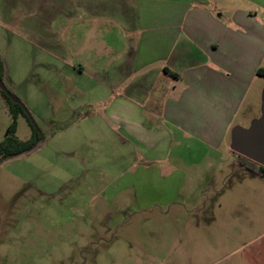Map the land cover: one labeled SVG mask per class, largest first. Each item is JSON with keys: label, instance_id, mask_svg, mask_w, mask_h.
I'll use <instances>...</instances> for the list:
<instances>
[{"label": "rangeland", "instance_id": "obj_1", "mask_svg": "<svg viewBox=\"0 0 264 264\" xmlns=\"http://www.w3.org/2000/svg\"><path fill=\"white\" fill-rule=\"evenodd\" d=\"M188 1H205L224 23L232 14L255 23L256 64L264 68V0ZM8 5L0 0L1 81L32 116L40 140L30 151L0 158V264H264V170L240 166L229 148L231 128L260 116L264 78L252 92L255 111L240 110L209 164L195 142L191 162L173 152L165 161L135 160L116 132H107L100 146L91 141L97 130L88 114L106 106L110 91L114 98L134 88L108 89L92 76L115 55L99 43L66 63L5 22L24 7ZM105 71L98 73L109 79ZM66 106L74 109L62 112ZM10 108L0 92V142L10 111L15 136L28 140L26 118Z\"/></svg>", "mask_w": 264, "mask_h": 264}, {"label": "crops", "instance_id": "obj_2", "mask_svg": "<svg viewBox=\"0 0 264 264\" xmlns=\"http://www.w3.org/2000/svg\"><path fill=\"white\" fill-rule=\"evenodd\" d=\"M5 1L11 10L24 4L5 22L23 28L31 44L66 63L76 52L95 51L99 43L115 55L99 63L92 76L108 89L134 88L114 98L110 91L106 106L88 114L96 122L91 141L98 146L107 132H116L135 160L165 161L173 152L191 162L189 148L195 142L206 150L200 160L209 164L240 110L255 111L252 92L263 67L256 64L255 23L246 16L232 14L224 23L205 1ZM78 69L82 73L87 67ZM102 70L111 80L98 73ZM73 109L66 106L62 112ZM120 158L125 162L128 154ZM174 159L170 162L183 163Z\"/></svg>", "mask_w": 264, "mask_h": 264}, {"label": "water", "instance_id": "obj_3", "mask_svg": "<svg viewBox=\"0 0 264 264\" xmlns=\"http://www.w3.org/2000/svg\"><path fill=\"white\" fill-rule=\"evenodd\" d=\"M0 91L23 109L33 127L34 135L36 136L38 133V127L32 116L20 100L9 92L1 79ZM229 148L232 152L264 167V83L261 90L260 116L253 119L247 127L236 125L231 128Z\"/></svg>", "mask_w": 264, "mask_h": 264}, {"label": "trees", "instance_id": "obj_4", "mask_svg": "<svg viewBox=\"0 0 264 264\" xmlns=\"http://www.w3.org/2000/svg\"><path fill=\"white\" fill-rule=\"evenodd\" d=\"M165 70L168 71L167 69ZM257 74L264 77V68H259L257 70ZM1 77H2V68L0 67V79ZM0 92L3 95V97L6 99L8 106L11 107L10 109L12 110V107L16 108L26 118L29 126L32 129V136L28 140H25V141L19 140L15 136L16 122L14 120V115L10 111V114L12 116V123L8 127L7 135L0 142V158H9V157L22 154L26 151L32 150L37 145L38 141L40 140V133L38 130V133L36 134V136L34 135L33 127L31 126L23 109L18 104L12 102L2 91ZM235 155L241 158L239 165L244 167L248 171H251L255 174H261V172L264 170L263 166H260L236 153Z\"/></svg>", "mask_w": 264, "mask_h": 264}]
</instances>
